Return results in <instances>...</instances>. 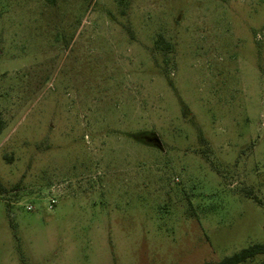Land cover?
Here are the masks:
<instances>
[{"label":"rangeland","instance_id":"obj_1","mask_svg":"<svg viewBox=\"0 0 264 264\" xmlns=\"http://www.w3.org/2000/svg\"><path fill=\"white\" fill-rule=\"evenodd\" d=\"M263 241L264 0H0V264Z\"/></svg>","mask_w":264,"mask_h":264},{"label":"trees","instance_id":"obj_2","mask_svg":"<svg viewBox=\"0 0 264 264\" xmlns=\"http://www.w3.org/2000/svg\"><path fill=\"white\" fill-rule=\"evenodd\" d=\"M258 256H264V241L261 244L253 245L244 249L230 257H226L218 263H204V264H242L249 260H253Z\"/></svg>","mask_w":264,"mask_h":264},{"label":"flooded vegetation","instance_id":"obj_3","mask_svg":"<svg viewBox=\"0 0 264 264\" xmlns=\"http://www.w3.org/2000/svg\"><path fill=\"white\" fill-rule=\"evenodd\" d=\"M136 143L146 145L148 147L154 148L156 150L162 151V146L157 144L154 140H156V136L154 134H142L131 137Z\"/></svg>","mask_w":264,"mask_h":264},{"label":"built area","instance_id":"obj_4","mask_svg":"<svg viewBox=\"0 0 264 264\" xmlns=\"http://www.w3.org/2000/svg\"><path fill=\"white\" fill-rule=\"evenodd\" d=\"M55 203H56V199L51 198V199H50V208H52V205H54ZM27 210H28V211H32L33 208H32V207H28Z\"/></svg>","mask_w":264,"mask_h":264},{"label":"water","instance_id":"obj_5","mask_svg":"<svg viewBox=\"0 0 264 264\" xmlns=\"http://www.w3.org/2000/svg\"><path fill=\"white\" fill-rule=\"evenodd\" d=\"M157 144H160L161 145V142L160 140L156 137V140H154Z\"/></svg>","mask_w":264,"mask_h":264}]
</instances>
